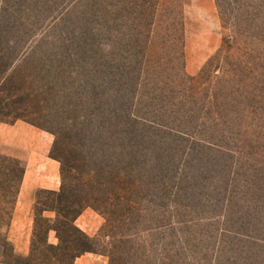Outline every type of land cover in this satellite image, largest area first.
I'll return each instance as SVG.
<instances>
[{"label":"rangeland","instance_id":"obj_1","mask_svg":"<svg viewBox=\"0 0 264 264\" xmlns=\"http://www.w3.org/2000/svg\"><path fill=\"white\" fill-rule=\"evenodd\" d=\"M16 120L50 137L60 186L14 254L24 162L0 148L1 264H264V0H0Z\"/></svg>","mask_w":264,"mask_h":264},{"label":"crops","instance_id":"obj_2","mask_svg":"<svg viewBox=\"0 0 264 264\" xmlns=\"http://www.w3.org/2000/svg\"><path fill=\"white\" fill-rule=\"evenodd\" d=\"M50 145L51 139L48 135L25 121L16 120L0 124V148L24 162L22 177L5 231L6 239L16 255L24 256L30 249L36 191L56 190L60 186V167L58 161L48 155ZM91 218L92 225H85L84 230L92 234L99 224V220L92 213L82 212L75 222L81 225ZM70 264H108V260L102 254L84 252Z\"/></svg>","mask_w":264,"mask_h":264},{"label":"trees","instance_id":"obj_3","mask_svg":"<svg viewBox=\"0 0 264 264\" xmlns=\"http://www.w3.org/2000/svg\"><path fill=\"white\" fill-rule=\"evenodd\" d=\"M55 193L57 194L58 198H61V196L63 195L62 192H60V191L59 192L58 191H55ZM85 237L87 239H90V236H88L86 234H85ZM87 251L90 252V250H85L84 252H87ZM84 252H80L78 254H75L71 259H69L68 261H66L65 264H70L77 256H79L80 254H82Z\"/></svg>","mask_w":264,"mask_h":264}]
</instances>
